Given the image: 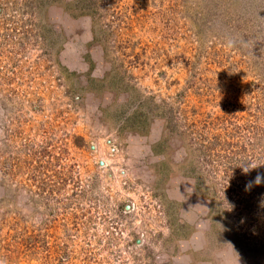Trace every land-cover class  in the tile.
<instances>
[{
	"label": "rangeland",
	"instance_id": "rangeland-1",
	"mask_svg": "<svg viewBox=\"0 0 264 264\" xmlns=\"http://www.w3.org/2000/svg\"><path fill=\"white\" fill-rule=\"evenodd\" d=\"M95 2L0 0V264H264V0Z\"/></svg>",
	"mask_w": 264,
	"mask_h": 264
},
{
	"label": "clouds",
	"instance_id": "clouds-1",
	"mask_svg": "<svg viewBox=\"0 0 264 264\" xmlns=\"http://www.w3.org/2000/svg\"><path fill=\"white\" fill-rule=\"evenodd\" d=\"M229 47H231V44H229L228 45ZM261 166H264V164H257V163H255V162H248V163H246V164H244V165H241L240 166V168H242V170H243V172L245 173V174H247V173H249L251 170H253V169H257V168H259V167H261ZM262 183H264V174H257V176L253 179V180H251V181H249L246 185H245V191H249V190H251V188L253 187V186H259V185H261ZM187 191H191V193H193V192H195V190H194V188H189ZM181 195V194H180ZM182 196V195H181ZM262 206H264V200H262ZM193 208H206V209H208L207 207H206V205H204V204H202V203H197V205L195 206V207H192L191 209H193ZM191 209H190V211H191ZM190 211H188V212H185V211H183L186 215L190 212ZM227 245H230V244H227ZM231 247H232V245H230ZM232 249H233V247H232ZM234 251V250H233ZM238 256V255H237ZM237 264H239V259H238V262H237Z\"/></svg>",
	"mask_w": 264,
	"mask_h": 264
},
{
	"label": "trees",
	"instance_id": "trees-1",
	"mask_svg": "<svg viewBox=\"0 0 264 264\" xmlns=\"http://www.w3.org/2000/svg\"><path fill=\"white\" fill-rule=\"evenodd\" d=\"M95 4H96L95 0H73V7H79L80 6V8L82 10L81 11L82 13H88L90 11V8H93L95 6ZM172 127H175V128H173V130L174 129L176 130V128H177L176 127V123H174V126L172 125V123H170L169 124V127H168V125L166 127L170 131L171 134L173 132L172 131ZM256 129H257V131L259 130V128H256ZM257 131L255 132L256 134H257ZM255 133H253V135L256 137V134ZM183 136H184V139L187 140V137L185 136V134ZM211 146H212V144L211 145L203 144V147H204L205 151L208 150V149H210ZM199 153H200V155H202V157L205 156V155H210V153H208V152L205 153L201 149H200Z\"/></svg>",
	"mask_w": 264,
	"mask_h": 264
}]
</instances>
